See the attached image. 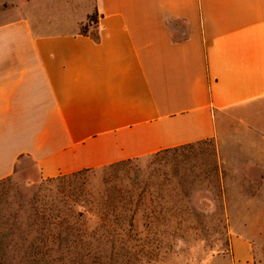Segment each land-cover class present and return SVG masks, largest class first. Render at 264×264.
<instances>
[{
    "label": "crops",
    "instance_id": "crops-1",
    "mask_svg": "<svg viewBox=\"0 0 264 264\" xmlns=\"http://www.w3.org/2000/svg\"><path fill=\"white\" fill-rule=\"evenodd\" d=\"M90 2L73 32L0 22V182L25 159L48 179L210 141L264 102V0ZM214 261L255 264L254 246Z\"/></svg>",
    "mask_w": 264,
    "mask_h": 264
},
{
    "label": "rangeland",
    "instance_id": "rangeland-1",
    "mask_svg": "<svg viewBox=\"0 0 264 264\" xmlns=\"http://www.w3.org/2000/svg\"><path fill=\"white\" fill-rule=\"evenodd\" d=\"M90 3L0 0V22L25 15L37 27L73 32ZM125 169L123 195L138 180L162 183L165 199L108 210V240H30L42 232L43 204L56 192L40 190L39 169L25 159L15 177L0 182V264H210L227 254L234 236L250 240L255 264H264V102L219 118L213 140L134 159ZM96 223L81 218L77 227L92 231Z\"/></svg>",
    "mask_w": 264,
    "mask_h": 264
},
{
    "label": "trees",
    "instance_id": "trees-1",
    "mask_svg": "<svg viewBox=\"0 0 264 264\" xmlns=\"http://www.w3.org/2000/svg\"><path fill=\"white\" fill-rule=\"evenodd\" d=\"M90 27H95L94 33L88 31ZM80 29V34L90 36L95 42L100 41L98 16L88 17L87 23ZM178 148L163 150L151 156L158 157ZM133 160L43 179L40 190H55L56 193L48 196L43 204L42 232H37V236L30 240H108V210L114 208L123 212L128 209L132 211L145 199H165L164 194L167 191L162 183L140 184L141 181L138 180L128 183L125 192L129 199L123 195L122 179H119V173L127 171L125 166ZM95 181H98L96 185L93 184ZM116 193H118L117 199L108 198V194L113 196ZM31 209L36 217L34 225L40 227L38 224L39 208L33 205ZM81 218L97 220L92 231L77 227V222ZM16 229L19 230V228ZM13 237H16V240H28L19 232H15Z\"/></svg>",
    "mask_w": 264,
    "mask_h": 264
}]
</instances>
